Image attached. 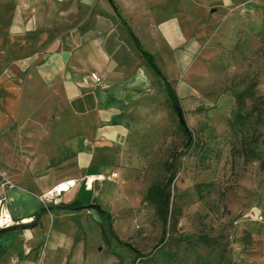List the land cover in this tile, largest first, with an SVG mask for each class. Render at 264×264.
I'll return each instance as SVG.
<instances>
[{
  "label": "rangeland",
  "instance_id": "obj_1",
  "mask_svg": "<svg viewBox=\"0 0 264 264\" xmlns=\"http://www.w3.org/2000/svg\"><path fill=\"white\" fill-rule=\"evenodd\" d=\"M246 1H138L151 15L138 37L180 96L194 144L186 145L151 70L149 108L126 136L118 177L97 198L131 246L119 244L103 218L111 243L100 237L98 248L113 264H264V5L254 18ZM251 84L257 106L245 127L234 128L235 96ZM246 145L255 157L246 156ZM169 164L173 213L164 224L147 193L164 184Z\"/></svg>",
  "mask_w": 264,
  "mask_h": 264
},
{
  "label": "crops",
  "instance_id": "obj_2",
  "mask_svg": "<svg viewBox=\"0 0 264 264\" xmlns=\"http://www.w3.org/2000/svg\"><path fill=\"white\" fill-rule=\"evenodd\" d=\"M138 1L115 0L117 12L109 0H0V171L14 182L17 222L0 231V264H113L98 248L104 217L93 206L153 96L129 32L151 20ZM263 1L247 0V14ZM91 73L102 83L82 84ZM68 182L60 204L45 207L40 196Z\"/></svg>",
  "mask_w": 264,
  "mask_h": 264
},
{
  "label": "trees",
  "instance_id": "obj_3",
  "mask_svg": "<svg viewBox=\"0 0 264 264\" xmlns=\"http://www.w3.org/2000/svg\"><path fill=\"white\" fill-rule=\"evenodd\" d=\"M114 9L119 12V8L116 5L115 0H109ZM129 32L131 34V37L133 38L134 44L138 51L140 52L141 56L145 60L147 66L161 79L165 91L168 95V98L170 100L171 106L173 109L176 111L181 129L184 133V135L187 138L186 145H193L194 144V139H193V131L190 129L188 122L185 118V111L182 107L181 104V99L180 96L178 95L177 91L174 89L170 81L167 80V78L164 76L160 68L158 67L155 57L153 54H151L149 51L145 50L141 41L139 38L135 35L133 30L129 28ZM255 85L251 84L248 87H246L243 91L239 92L235 97H236V103H237V109L233 113V120H232V126L234 128H243L246 126V123L248 119L251 117V112L256 108L257 106V100H256V94L254 92ZM251 102L252 104V109L251 111H247V103ZM246 143V142H245ZM245 153L246 156H252L255 157L256 155L253 154V148L250 146L246 145L245 148ZM169 176L165 180L164 184L162 185H152L148 189L147 193V201L152 203L155 206L156 213L157 215L161 218L164 224H167L169 218L172 216L173 209L171 208V191H170V186L174 182L175 179V173L172 172V165L169 164ZM93 207L98 208L97 204L94 205ZM98 211L102 215V217L107 218V222L109 225V228L111 229V232L114 234V237L116 238V241L121 244L122 246L125 247H131L129 243L124 242L120 240L117 235L113 231L112 227V219L111 215L109 212L102 210L101 208H98ZM174 224H177V219H174ZM101 227V234L102 238L105 244L110 245V238L108 237L107 233V227L103 226V224L100 226ZM161 243L164 242V236L160 240Z\"/></svg>",
  "mask_w": 264,
  "mask_h": 264
},
{
  "label": "built area",
  "instance_id": "obj_4",
  "mask_svg": "<svg viewBox=\"0 0 264 264\" xmlns=\"http://www.w3.org/2000/svg\"><path fill=\"white\" fill-rule=\"evenodd\" d=\"M89 81H92L96 84L102 83V78L97 73H91L89 76L83 78L82 84H87ZM118 177V173L114 172L110 176L109 179H115ZM96 182V180H93L90 182V180L86 181V187L88 190H93V185ZM63 184H59L55 186L52 190L49 192L43 194L40 196L41 202L44 204L45 207L49 206H57L60 204V198L66 191L70 190V186H74L75 183L68 182L67 188H62ZM14 187V182L12 178L10 177L8 171L3 170L0 171V231L12 228L17 225V222L13 219L11 213L9 212V209L7 207L8 202V191L11 190Z\"/></svg>",
  "mask_w": 264,
  "mask_h": 264
},
{
  "label": "bare ground",
  "instance_id": "obj_5",
  "mask_svg": "<svg viewBox=\"0 0 264 264\" xmlns=\"http://www.w3.org/2000/svg\"><path fill=\"white\" fill-rule=\"evenodd\" d=\"M94 179H95V178L91 177V178H90V182L93 181ZM62 188H63V189H66V188H67V184H63V185H62Z\"/></svg>",
  "mask_w": 264,
  "mask_h": 264
}]
</instances>
